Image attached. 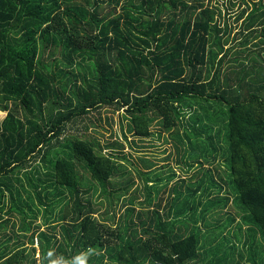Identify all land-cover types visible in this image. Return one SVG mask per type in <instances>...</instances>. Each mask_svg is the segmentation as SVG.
I'll use <instances>...</instances> for the list:
<instances>
[{
    "label": "trees",
    "instance_id": "trees-1",
    "mask_svg": "<svg viewBox=\"0 0 264 264\" xmlns=\"http://www.w3.org/2000/svg\"><path fill=\"white\" fill-rule=\"evenodd\" d=\"M238 23L235 54H247L229 59ZM104 110L122 111V135ZM0 111V217L7 207L17 216L6 218L17 240L0 264H264V0H0ZM121 119L140 148L170 141L206 172L220 157L227 197L222 186L210 195L212 175L191 184V165L189 185L170 190L175 203L136 211L139 187L124 197L132 177L112 179L130 173L122 161L137 163ZM104 123L112 131L101 145L90 132ZM96 184L105 197L107 185L122 186L128 206L115 225L98 219ZM31 190L42 210L24 205ZM229 201L238 229L251 224L245 256L226 238L207 247L198 225Z\"/></svg>",
    "mask_w": 264,
    "mask_h": 264
},
{
    "label": "rangeland",
    "instance_id": "rangeland-1",
    "mask_svg": "<svg viewBox=\"0 0 264 264\" xmlns=\"http://www.w3.org/2000/svg\"><path fill=\"white\" fill-rule=\"evenodd\" d=\"M238 26H239V23L236 26H233L234 28L232 30V35H230L231 37H230L228 46L229 47L233 46L234 50L230 54L229 59H235L236 57L242 58L246 56L247 54L246 53L242 56L235 54L236 52L241 50V47L237 45L239 44V41L241 40V35H238L236 37L233 36V32H235ZM251 49L256 50L257 48L251 47ZM229 64L231 65L229 66L230 70H233V69L234 71L237 70L236 64L234 63H229ZM229 76L232 77L234 76V74H230ZM103 114H109L110 116L113 117L114 124H113L112 129L115 130L118 136L122 135L121 129L119 128L120 123L118 122V118L119 116H121L122 111H119V112L115 111L114 113H112L110 112V110H104ZM5 115H6V112L0 111V121L5 117ZM121 122L123 125L122 131L125 132L127 135V142L123 140V143L125 145V151L126 153L130 154L131 157L137 158L135 160V162L137 163L136 165H129L126 163V161H122V164L128 168L130 173H128L127 171L125 172L119 171L116 173V175L112 179L113 181H118L121 179H125V177H132L134 186H132L129 189V191L124 197L128 199L129 196L131 195L132 190H134L136 186L139 187L142 195L139 196L137 201L134 202L133 206L135 207L136 211H138L139 209H146L147 207L152 209L153 205L156 202H158L159 199H161L160 208H162L163 210L167 207L165 206V204L169 205V204H172L173 202L175 203L176 201L172 200L174 193L170 192V190L179 186L180 185L179 180L183 178L185 179V181H187L186 185H189L188 178L189 176L194 174V169L192 168H197L198 172H196V175H195L196 178L193 180L191 184H193L194 182L197 183V181L203 179L205 181L204 182L205 186L211 185L209 184V181H210L209 175H212L214 179L217 181L216 185L218 186H214L215 188L211 189L210 195L216 196L217 193L219 192L218 187L222 186L223 190L221 192V196L227 197L226 195H228L227 193L229 191V185H228L229 177H228L227 169L226 171L224 170V168H226L227 166L220 157H218V160L216 161V163L211 164L212 166H210L209 164L212 163L213 161L208 160L207 162L208 166H206L205 169H210L211 171L206 172V170L196 165L198 164L197 160L192 154H190V151L188 148H186L187 152H186V155L184 156L185 158H183L182 154L180 155V157H175L176 155H175L173 147L170 146L172 145L170 144V141H167L165 143L163 140H161V138L159 140V138H157L156 136H153L154 137V140H152L153 143H150V144H154L153 147L147 146L145 148H140V146H135L133 143H131L134 137L131 136V134L127 131V124L125 123L124 119H121ZM104 125L108 128L107 131L99 129L96 132L95 131L90 132V136H95L96 140H98L101 145L105 143L106 138H110L109 134L112 131L111 128L106 123H104ZM177 163H179V165ZM176 165L178 167L179 166L182 167L184 170H188V169L189 170L192 169V170L189 171L187 176H183L181 171L179 169H176ZM191 165L193 166L192 168L189 167ZM173 173H175V176L173 175ZM143 175H144L143 178L139 177ZM95 186H96L95 188L96 192L93 194L94 197L92 198L96 199V202L100 203L99 212H97L98 219L106 222L107 224L115 225L118 221V216L121 215L122 212L125 210L126 206H128L127 203L124 202L126 199L125 200H123L122 198L118 199V196L120 195V189L122 188V186L121 187H118V186L110 187L107 185L105 187L107 193L109 194L107 197L101 194V190H99L101 186L97 184ZM146 188L150 189V193H151V199L147 202H145V197H143V195L145 194L144 190ZM28 190L30 191V189ZM181 191L186 193V191L183 188ZM28 194H29V197H28ZM28 194H26L23 197V198L26 197L24 205L30 204L31 208L34 211H37V209L40 208V204L37 202V198L33 197L32 195L33 190H31V192ZM207 200L208 199L206 196L201 198L202 203L206 202ZM108 202L112 203V205L110 206ZM140 203H144V204L141 206ZM191 203H193V201H191L190 204ZM181 204L182 203L180 201H177V203L175 204V207H180ZM31 208L29 211V216H28L27 221H29V219H32L33 213H35L31 210ZM197 208H198V211H201L203 209V206H198ZM236 210H237L236 207L233 206L232 202L229 201L227 206L224 209L218 208V209L212 210L211 212L209 211L206 214L205 221L203 220L199 221L198 225L201 228L202 237L208 238L209 244H207V247L210 246V243L211 245L216 247L219 244V242H222V241L224 242L223 238H226L228 241H230L229 244L234 245L236 252H240L245 256L246 252L242 250L241 245L246 239L247 229L249 226H251V224L241 223L240 225L242 227H241V230H239L236 225V222L238 221L241 222V220H240L239 215L236 213ZM213 212L214 214H212ZM230 216H234L236 218V221L232 222L231 224L228 223V218ZM8 224L10 223L8 222ZM252 228L257 230V228L254 225H252ZM7 230H8L7 232L9 233L8 234L9 237H11L13 241H16L17 239L14 237H16L17 229L14 230V228L7 226ZM8 245L10 249L11 244H8ZM261 245H262L261 246L262 249H264V244L261 243ZM227 252L229 253L230 250L229 249L225 250L226 255H227ZM226 255L223 258L218 259L217 257L216 259L221 260L222 263L230 262L231 260L230 258L229 260H225ZM262 256L264 259V253ZM244 261H245V258L243 257V259H241L240 262L243 263Z\"/></svg>",
    "mask_w": 264,
    "mask_h": 264
},
{
    "label": "crops",
    "instance_id": "crops-1",
    "mask_svg": "<svg viewBox=\"0 0 264 264\" xmlns=\"http://www.w3.org/2000/svg\"><path fill=\"white\" fill-rule=\"evenodd\" d=\"M1 205V204H0ZM8 208V207H7ZM7 208L6 209H4V210H6V211H2V213H3V215H4V217L3 218H1L0 217V224L1 223H4L2 226H0V256L2 255V253L3 252H12V249H13V245L15 244V243H13L14 241L11 239V237H8V230H7V226H12V221L15 219L16 220V215L15 214H11L10 216H9V218L12 220V221H10L9 223L10 224H8V220L6 219V218H8V212H7ZM8 218V219H9ZM42 217L41 216H39V217H37V224L38 225H40V227H39V229L40 230H46V228H47V225H45L44 224V222H42ZM6 233H8V234H6ZM35 240V242H34V246L36 247L37 246V240H36V238L34 239ZM8 244H11V246H10V249H9V245ZM26 245L27 246H29L28 245V243H26ZM12 248V249H11ZM8 255V254H7ZM36 257H38V253H36Z\"/></svg>",
    "mask_w": 264,
    "mask_h": 264
},
{
    "label": "clouds",
    "instance_id": "clouds-1",
    "mask_svg": "<svg viewBox=\"0 0 264 264\" xmlns=\"http://www.w3.org/2000/svg\"><path fill=\"white\" fill-rule=\"evenodd\" d=\"M53 264H54V262H53Z\"/></svg>",
    "mask_w": 264,
    "mask_h": 264
}]
</instances>
